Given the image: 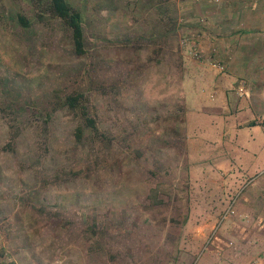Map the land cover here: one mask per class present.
Wrapping results in <instances>:
<instances>
[{
  "label": "rangeland",
  "instance_id": "rangeland-1",
  "mask_svg": "<svg viewBox=\"0 0 264 264\" xmlns=\"http://www.w3.org/2000/svg\"><path fill=\"white\" fill-rule=\"evenodd\" d=\"M70 2L84 18L82 56L36 0H0V264H200L216 235L261 220L236 207L264 176L263 131L237 133L239 186L227 190L235 181L203 160L214 138L186 121L181 77L196 75L198 27L220 2ZM211 64L210 75L224 68ZM75 90L102 133L78 143L81 114L59 104Z\"/></svg>",
  "mask_w": 264,
  "mask_h": 264
},
{
  "label": "crops",
  "instance_id": "crops-1",
  "mask_svg": "<svg viewBox=\"0 0 264 264\" xmlns=\"http://www.w3.org/2000/svg\"><path fill=\"white\" fill-rule=\"evenodd\" d=\"M215 1L220 2V9L203 12L207 20L198 27L201 33L196 39L204 57L194 63L196 75L184 73L181 80L189 115L186 121L192 131L203 136L204 130V138H214L213 154H202L214 157L203 160L215 163L214 177L235 181L225 184L228 190L239 186L237 173L241 168L232 166V149H243L237 142V133L243 128L262 130L257 120L264 115V0ZM212 60L224 68L210 75L208 64L212 65ZM196 114L198 120L194 119ZM207 123L214 126L216 134L206 133ZM236 209L260 211L261 220H247L245 234L242 230L236 234L234 229L238 227L233 226L232 240L216 235L210 248L213 252L207 251L200 264H264V176L243 195Z\"/></svg>",
  "mask_w": 264,
  "mask_h": 264
},
{
  "label": "trees",
  "instance_id": "trees-1",
  "mask_svg": "<svg viewBox=\"0 0 264 264\" xmlns=\"http://www.w3.org/2000/svg\"><path fill=\"white\" fill-rule=\"evenodd\" d=\"M42 7L43 15L60 23L68 32L72 51L78 56L86 53V38L84 30V18L80 9L74 7L70 0H36ZM11 20L21 29L31 26L30 17L23 13H13ZM84 93L75 90L60 98L62 106L81 114L79 124L73 129V137L76 142H83L86 137L102 135L98 130L95 120L87 114L84 104Z\"/></svg>",
  "mask_w": 264,
  "mask_h": 264
},
{
  "label": "built area",
  "instance_id": "built-area-1",
  "mask_svg": "<svg viewBox=\"0 0 264 264\" xmlns=\"http://www.w3.org/2000/svg\"><path fill=\"white\" fill-rule=\"evenodd\" d=\"M194 51L192 52L194 56L197 58L201 57V52L198 51L196 47L193 48ZM257 123L261 126L262 130L264 131V115L258 118Z\"/></svg>",
  "mask_w": 264,
  "mask_h": 264
}]
</instances>
